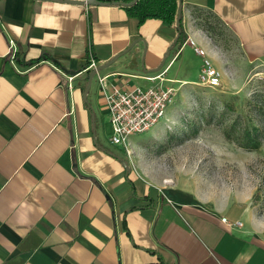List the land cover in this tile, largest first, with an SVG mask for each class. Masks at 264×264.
<instances>
[{
  "label": "crops",
  "instance_id": "obj_1",
  "mask_svg": "<svg viewBox=\"0 0 264 264\" xmlns=\"http://www.w3.org/2000/svg\"><path fill=\"white\" fill-rule=\"evenodd\" d=\"M99 1L0 0V264H264L253 190L196 194L163 178L145 139L110 141L113 85L146 87L160 72L165 85L187 84L201 57L172 46L175 26L107 3L130 0ZM181 2L186 38L219 71L264 63V0ZM197 10L226 25L242 66L199 27ZM89 52L102 67L85 95Z\"/></svg>",
  "mask_w": 264,
  "mask_h": 264
},
{
  "label": "rangeland",
  "instance_id": "obj_2",
  "mask_svg": "<svg viewBox=\"0 0 264 264\" xmlns=\"http://www.w3.org/2000/svg\"><path fill=\"white\" fill-rule=\"evenodd\" d=\"M195 15L211 41L230 61L242 66L239 48L226 25L204 10ZM243 70V75L220 71L217 87L198 84V75H191L190 83H177L167 118L129 139H145L156 168L171 184L208 198L224 190L242 195L253 190L252 202L264 209V135L254 150L242 148L224 135V130L236 133L252 125L263 131L259 107L264 100V63H248Z\"/></svg>",
  "mask_w": 264,
  "mask_h": 264
},
{
  "label": "built area",
  "instance_id": "obj_3",
  "mask_svg": "<svg viewBox=\"0 0 264 264\" xmlns=\"http://www.w3.org/2000/svg\"><path fill=\"white\" fill-rule=\"evenodd\" d=\"M183 44L190 45L194 52L201 57V68L197 83L207 87L220 85L221 72L213 65L205 49L191 38H186L181 43V45ZM16 52V47L10 41L7 56L12 63L16 61ZM96 66L97 62L89 52L86 70L96 68ZM15 70L19 71L16 66ZM162 74L163 72H160L147 77L148 80L155 82L146 87L134 86L123 89L113 85L109 89L106 95V105L111 126L110 141L112 143L120 144L126 148L129 135L146 132L163 118L167 108L174 100L176 88L172 85L163 84ZM68 79H71V77ZM99 82L101 88H104V77L99 78ZM222 221L227 222L225 218H222Z\"/></svg>",
  "mask_w": 264,
  "mask_h": 264
},
{
  "label": "trees",
  "instance_id": "obj_4",
  "mask_svg": "<svg viewBox=\"0 0 264 264\" xmlns=\"http://www.w3.org/2000/svg\"><path fill=\"white\" fill-rule=\"evenodd\" d=\"M123 7L126 13L136 17L139 23L148 18H158L164 25L175 26L178 0H137L133 5H124ZM176 30L177 38L172 43V46H179L186 39L181 20L180 26ZM259 110L264 116V100H262ZM262 129L264 131V123ZM263 131L252 125L251 127L245 126L242 130L236 131V133L231 130H224V135L229 140L236 141L238 146L247 150H254L260 146V138L264 135Z\"/></svg>",
  "mask_w": 264,
  "mask_h": 264
},
{
  "label": "water",
  "instance_id": "obj_5",
  "mask_svg": "<svg viewBox=\"0 0 264 264\" xmlns=\"http://www.w3.org/2000/svg\"><path fill=\"white\" fill-rule=\"evenodd\" d=\"M67 2H72V3H78V4H84V3H90V4H102L104 2L99 1V0H65ZM137 0H130V1H112V2H107V3H116V4H121V5H125V6H129V5H133ZM181 0H178V8H177V15H176V20H175V27L179 28L180 26V20H181ZM177 38V36H176ZM176 38L174 39V41L176 40ZM136 41L132 42L130 44V46L126 49V51H128L134 44ZM170 49H168L167 53L169 52ZM119 55H116L115 57H113L111 60H115ZM102 66H96V68L90 69L88 74H87V86L85 89L84 94L86 95V92L88 91L90 84L92 82L93 76L95 75V73L101 69ZM125 165V162H124Z\"/></svg>",
  "mask_w": 264,
  "mask_h": 264
}]
</instances>
